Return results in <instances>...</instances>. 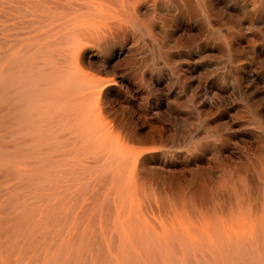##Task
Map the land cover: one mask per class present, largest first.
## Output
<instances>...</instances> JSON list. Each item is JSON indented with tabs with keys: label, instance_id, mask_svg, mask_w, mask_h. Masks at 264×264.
<instances>
[{
	"label": "bare ground",
	"instance_id": "obj_1",
	"mask_svg": "<svg viewBox=\"0 0 264 264\" xmlns=\"http://www.w3.org/2000/svg\"><path fill=\"white\" fill-rule=\"evenodd\" d=\"M17 120L50 151L17 142L44 179L20 232L118 264H264V0H0Z\"/></svg>",
	"mask_w": 264,
	"mask_h": 264
},
{
	"label": "rangeland",
	"instance_id": "obj_2",
	"mask_svg": "<svg viewBox=\"0 0 264 264\" xmlns=\"http://www.w3.org/2000/svg\"><path fill=\"white\" fill-rule=\"evenodd\" d=\"M12 122H16V121H10L7 123L10 124ZM22 122L23 121L17 120V126L19 125L18 126L19 128L15 124L14 125L12 124L14 127H11L12 126L11 124H10L11 126H8L9 124H4V123L3 124L1 123L0 125V204H1L0 205V212H1L0 213V219H1L0 220V231H1L0 232V264H45L49 260L50 262H48V264H105V263L110 264L109 261H111V263L118 264V262L114 259L115 257L118 258V255L116 254L117 252L115 251V249H110L106 247L105 245H103L104 247L102 246L101 248H97V249H95L96 247H94L91 250H81L80 248H71V247H68L67 249L63 247V249L59 250L55 246V242L54 243L53 241L49 242L48 240L49 238L47 239L46 237H44L43 232L41 230L39 231L40 226L39 227L33 226L35 228L33 230L29 228L31 230V233L27 232L28 228L26 229V231L23 230L25 232V235L23 231L20 232L21 230L20 231L18 230L19 228L22 227V224L20 225V227L18 226L19 227L18 229L14 228V226L18 223L17 221L21 219L17 214L19 213L21 206L24 203L30 204L32 201L37 202L35 204L34 203L32 204L34 205L37 204L36 208L39 209L38 199L39 197L42 196L43 191H41L42 189L41 187H43V184H44L43 182L44 179L42 178L43 172H41L42 170H38L33 173L31 169H30L31 171H29L28 165L25 162V161H30L32 158L30 156L27 157L25 155V152L29 153L30 150H26L28 148L21 149L20 146L22 147V145L23 146L26 145V147H28L31 144H36V145L39 144L37 147L34 148L36 152L38 151L37 153L43 152L46 154L50 152V151H44L45 148H46L45 150H48L49 147H42L43 144H42V141H40L42 139H40V136L39 138L37 137V135L35 136V134H38V133L34 132L35 133L34 134L32 131H29L28 130L29 127L28 128L26 127V123L25 122L22 123ZM20 127H22V130L23 128L25 129L23 130L24 134L21 133ZM16 129L18 130L20 129V130L17 131ZM15 130L16 132H18L17 134L13 132ZM32 140L35 143H33ZM17 142L20 146H18ZM13 146H15V148ZM19 149L22 150L21 153L19 152ZM14 150L17 151V153ZM52 150L54 151V148H52ZM22 153L24 156L22 155ZM18 154H21V156ZM41 180H43L42 183H41ZM85 190L86 189H84V192H83L84 198L85 196H88V192L86 195ZM26 198L27 200H25ZM13 208H14V213L12 211ZM36 215L38 217L39 213ZM10 217H13L12 218L13 223L10 222L11 221ZM3 219L4 220L6 219L5 220V223H7L6 225L3 223L4 221ZM1 223L4 224L3 226L4 228L1 227L3 225ZM12 224H14V226ZM9 228L13 230H9ZM21 229H24V228H21ZM105 238L106 239L114 238L116 240L117 235L107 234ZM46 239L48 241H46ZM49 246L51 247L49 248ZM92 258L93 259L97 258V260L95 259L93 261Z\"/></svg>",
	"mask_w": 264,
	"mask_h": 264
}]
</instances>
